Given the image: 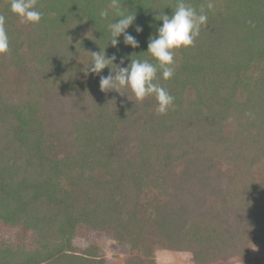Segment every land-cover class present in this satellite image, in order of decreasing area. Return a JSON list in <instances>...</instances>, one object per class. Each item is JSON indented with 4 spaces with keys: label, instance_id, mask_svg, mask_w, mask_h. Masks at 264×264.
Masks as SVG:
<instances>
[{
    "label": "trees",
    "instance_id": "trees-1",
    "mask_svg": "<svg viewBox=\"0 0 264 264\" xmlns=\"http://www.w3.org/2000/svg\"><path fill=\"white\" fill-rule=\"evenodd\" d=\"M178 2L119 0L136 15L132 48L123 36L109 43L117 17L99 12L111 0H36L35 25L0 0L9 37L0 55V223L34 227L40 255L51 233L48 264H103L72 247L74 234L88 226L126 238L141 214L151 231L127 264H157L158 249L210 264L264 243V0H211V11L209 0H184L208 21L193 46L176 51L174 76L157 74L175 97L166 115L154 97L102 91L109 68L92 73L90 88L73 72L78 55L90 65L101 49L117 65L123 58L120 66L155 64L146 52L163 23L155 17ZM202 224L221 231L204 240ZM21 247L1 245L0 264L37 261Z\"/></svg>",
    "mask_w": 264,
    "mask_h": 264
},
{
    "label": "clouds",
    "instance_id": "clouds-1",
    "mask_svg": "<svg viewBox=\"0 0 264 264\" xmlns=\"http://www.w3.org/2000/svg\"><path fill=\"white\" fill-rule=\"evenodd\" d=\"M214 7V3L209 0L207 9L211 11ZM11 11L26 24H39L42 18V13L37 10L36 0H11ZM110 13L118 18L108 25L112 37L109 42L111 46H117L120 43L119 37L123 36L125 45L132 48L139 47L138 40L127 31L136 20V15L126 12L119 0H111L110 5L102 9L99 15L101 18H108ZM155 19L163 23L158 27L157 35L149 38L146 51L156 61L155 64L149 60L130 58L131 62L128 66H120L124 64L123 58L120 60V65H117L116 57L114 55L109 57L105 49H101L98 52H91L92 61L87 71L100 75L105 68H109L110 72L107 76L100 75L102 91L113 90L123 96L125 95L123 90L128 89L131 90L135 101L140 103L150 96L154 97L157 102L156 112L166 115L169 109L174 107L175 97L156 82L157 74L159 72L160 78L165 81L174 76L176 51L193 46L200 35L201 27L207 26L208 15L203 8L197 12L190 4L179 0L171 15L163 12ZM3 24L4 17L0 16V55L7 54L9 51V37ZM135 30L140 33L142 27L137 25ZM110 64L116 66L115 71Z\"/></svg>",
    "mask_w": 264,
    "mask_h": 264
},
{
    "label": "rangeland",
    "instance_id": "rangeland-1",
    "mask_svg": "<svg viewBox=\"0 0 264 264\" xmlns=\"http://www.w3.org/2000/svg\"><path fill=\"white\" fill-rule=\"evenodd\" d=\"M78 57L73 72L78 73V79L82 81L85 87L90 88L95 84L96 79L92 76L90 71H87L90 66L87 58L89 56H87L86 53V55L80 54ZM242 197H245L244 194ZM245 210H247L246 207ZM130 224L133 233L126 238H120L121 236L111 234L101 228L94 227L91 229L88 226H84L74 234L72 247L86 253V256L90 258L97 259L103 264H127V259H129V257L139 255V249H137L136 243L138 239L143 238V236L151 231L150 223L142 214L138 215ZM208 226V230L206 228H201L204 227V224L199 225L197 228V235L199 233V236L204 240H212L214 233L221 231L219 227ZM225 237L226 236H224L223 239ZM51 239H54L53 235L47 233L45 240L48 242L47 245L45 244V251H41L42 248L39 246L40 239L34 227L28 228L23 225L15 226L0 223V246L6 244L12 246L19 245L20 249H22L21 246H23V249L30 255L36 254L35 257L37 261L32 260L31 264H48L49 259H47V256L50 254L49 251L53 247ZM249 247L250 250L247 256H232L228 259L213 261L210 264H264V243H251ZM39 249H41L42 255H40ZM163 250L164 249H158L156 251L155 257L157 264H192L191 252L171 250L162 252ZM26 257L27 254L22 253L19 259H26Z\"/></svg>",
    "mask_w": 264,
    "mask_h": 264
}]
</instances>
